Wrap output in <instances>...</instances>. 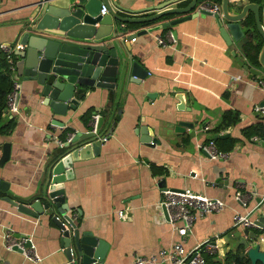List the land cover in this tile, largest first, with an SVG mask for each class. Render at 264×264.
<instances>
[{"label":"crops","instance_id":"obj_1","mask_svg":"<svg viewBox=\"0 0 264 264\" xmlns=\"http://www.w3.org/2000/svg\"><path fill=\"white\" fill-rule=\"evenodd\" d=\"M161 1L120 0V13L130 18L151 16ZM205 1L218 3L200 4ZM38 2L0 0V44L15 48L21 44ZM250 2L262 4L263 13L264 0ZM170 18L126 25L128 35L136 34L129 53L149 71L145 79L129 82L115 94L93 88L78 106L56 114L35 93L36 82L24 77L19 81V112L5 114L12 129L0 132V145L11 144L10 159L0 167L10 190L0 196L25 201L38 197L49 160L62 147L54 136L66 143L77 132H90L93 114L106 112L99 134L108 139L98 154L74 162V178L65 184L69 209L66 215L57 214L65 230L72 227L70 217L81 232L90 231L109 244L103 264H135L136 257L157 254L182 240L159 204L163 188L190 189L225 202L221 211L197 218L182 240L191 250L206 239H217L221 259L235 248L237 232L245 229L234 226V215L247 213L258 198L264 199V150L252 140L264 135V115L255 109L264 100V85L249 78L245 57L226 43L212 15L199 14L172 29L139 33ZM158 36L166 44L159 43ZM262 45L260 40L259 54L248 57L251 67L259 65ZM258 80L264 82V77ZM180 122L194 125L177 130ZM52 124L63 128L54 129ZM212 139L229 153L226 159L214 160L202 151L201 144ZM238 193L250 195L248 207L236 200ZM260 208L255 217L264 213V202ZM119 210L125 211L123 217ZM16 234L32 238L40 262L6 248L8 236ZM63 234L53 215L35 218L0 199V264H66ZM258 237L252 244L264 250V233Z\"/></svg>","mask_w":264,"mask_h":264},{"label":"water","instance_id":"obj_2","mask_svg":"<svg viewBox=\"0 0 264 264\" xmlns=\"http://www.w3.org/2000/svg\"><path fill=\"white\" fill-rule=\"evenodd\" d=\"M119 1L39 0L37 3L35 15L26 23L21 38L24 49L16 50L19 58L17 71L19 80L27 77L36 82L35 93L54 113L66 114L69 108L78 106L80 98L88 96L93 88H107L115 94L125 90L129 82H138L148 76L149 71L133 60L129 53L130 41L136 34H127L128 23H151L171 17L158 26L139 32L146 33L172 29L199 14L212 15L226 43L237 48L245 57L247 63L244 68L249 72V78L258 80L264 77L262 4L250 0H222V11L212 14L200 8L201 0H162L152 9L154 13L151 16L130 18L120 13ZM103 6L107 9L106 14H101ZM173 34L176 36L177 32L173 31ZM260 40L263 47L259 65L251 67L248 57L260 46ZM234 54L237 52L234 51ZM178 97L183 104L184 94ZM260 105H264V100ZM100 114L99 128L104 123L106 112L103 110ZM193 125L180 122L177 130L192 128ZM146 140L151 142L149 134ZM102 144L103 140L91 131L77 132L49 160L37 198L17 202L10 196H0V199L9 201L29 216L53 215V219L64 229L66 264H103L107 256L109 244L106 241L90 231L81 232L70 217L68 221L72 227L65 230V223L58 216L66 215L69 209L65 184L74 178V162L98 154ZM10 154L11 144L4 143L0 167L10 159ZM9 190V183L0 177V194ZM257 200L264 202L263 198ZM258 223L264 227V216L259 217ZM12 236L16 239L25 237L21 234ZM236 236L240 239L235 248L246 247L251 264L264 263V250L260 244H252L258 239L255 231L245 228ZM14 250L20 249L16 246Z\"/></svg>","mask_w":264,"mask_h":264},{"label":"built area","instance_id":"obj_3","mask_svg":"<svg viewBox=\"0 0 264 264\" xmlns=\"http://www.w3.org/2000/svg\"><path fill=\"white\" fill-rule=\"evenodd\" d=\"M200 8L211 12L212 14H217L222 11L221 4L205 1L200 4ZM107 9L103 6L101 14H106ZM264 16V10H263ZM159 43L166 44L165 40L161 37H157ZM136 38L134 37L133 40ZM0 48L9 54V61L11 63V70L14 72V83L12 91L7 96V111L9 115H15L19 112V93L21 90V84L19 80V74L15 62L11 58V53L16 50H23L24 47L18 44L17 47H13L9 44H0ZM259 85H264L262 80H257ZM256 111L264 115V105H257ZM101 114L96 112L91 118V132L97 135L101 140L106 141L107 136H101L99 134V120ZM54 129L63 128L56 124H52ZM206 130L210 129L209 125L205 126ZM52 137V135H50ZM73 135L67 138V141H71ZM54 139L59 145H64L65 143L58 136H54ZM253 142L258 143L264 150V135L263 136H253ZM66 141V142H67ZM201 149L204 151L208 157L211 159H226L229 153L220 150L212 139L208 143L201 144ZM2 156V146L0 145V159ZM197 177L198 174L193 175ZM162 197L160 200V206L166 212L167 222L171 227L177 232L180 238L183 240L188 236L192 230L197 218H203L208 216L210 213L221 211L225 207V202L219 198H212L205 194L192 191L190 189L185 190H175L170 188H163ZM250 195L245 193H238L236 195V200L239 201L242 206L248 207L250 202ZM262 203H258L253 209L249 210L247 213H236L234 215V226L241 228H248L250 230L259 229L264 230L263 226L258 223L259 217H255L254 213L260 211ZM120 217L125 215L124 210H119ZM260 215L264 216L261 212ZM262 234V233H261ZM9 239L6 241V248L8 250H14L17 246L26 259L32 262H40L42 257L37 253L36 246L32 241V238L25 236L21 239H12L13 236H8ZM258 237V234H257ZM259 238V237H258ZM175 242L169 248H163L159 253L153 254L148 257H136L135 264H206L207 256H220V245L217 239H206L202 243L198 244L191 250H187L184 247L183 241ZM28 243V244H27Z\"/></svg>","mask_w":264,"mask_h":264},{"label":"trees","instance_id":"obj_4","mask_svg":"<svg viewBox=\"0 0 264 264\" xmlns=\"http://www.w3.org/2000/svg\"><path fill=\"white\" fill-rule=\"evenodd\" d=\"M221 1V0H220ZM218 3L220 4L221 2ZM260 46L253 50L254 55H258ZM253 55V53H252ZM11 58L15 62L19 60L16 51L11 53ZM17 71V70H16ZM14 83V72L11 70V63L9 61V54L0 48V132L7 133L12 129V120L5 122V114L7 111V96L12 91ZM257 234L264 233V230H254ZM261 232V233H260ZM206 264H251V260L247 255V248L240 246L239 248H233L225 258L221 259L217 256H207ZM264 264V263H259Z\"/></svg>","mask_w":264,"mask_h":264},{"label":"rangeland","instance_id":"obj_5","mask_svg":"<svg viewBox=\"0 0 264 264\" xmlns=\"http://www.w3.org/2000/svg\"><path fill=\"white\" fill-rule=\"evenodd\" d=\"M261 233V232H260ZM255 241H257V240H255Z\"/></svg>","mask_w":264,"mask_h":264}]
</instances>
